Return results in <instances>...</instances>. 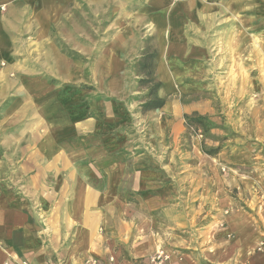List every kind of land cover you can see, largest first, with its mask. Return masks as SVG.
Instances as JSON below:
<instances>
[{
  "label": "crops",
  "instance_id": "crops-1",
  "mask_svg": "<svg viewBox=\"0 0 264 264\" xmlns=\"http://www.w3.org/2000/svg\"><path fill=\"white\" fill-rule=\"evenodd\" d=\"M36 1L0 0V96L33 102L31 111L17 105L9 115L31 113L28 132L0 140V264H86L91 258L144 264L156 251L169 253L165 264H264V238L242 207L228 204L214 220L173 225L151 215L183 210L167 203L166 188L159 195L141 193L162 186L169 136L182 141L185 115L202 111L199 96H186L202 69L189 63L190 51L180 43L160 50L162 101L147 108L128 84L124 48L99 50L94 61L82 46L74 51L84 60L61 49L53 57L50 34L36 15L26 17L30 32L12 33L10 19L17 13L9 7ZM13 35L33 43L20 44ZM59 96L63 110H49ZM54 112L63 119L51 125L45 119ZM157 148L159 157L151 155ZM148 156L159 173L152 167L121 172ZM135 214L147 219L140 222Z\"/></svg>",
  "mask_w": 264,
  "mask_h": 264
},
{
  "label": "rangeland",
  "instance_id": "rangeland-1",
  "mask_svg": "<svg viewBox=\"0 0 264 264\" xmlns=\"http://www.w3.org/2000/svg\"><path fill=\"white\" fill-rule=\"evenodd\" d=\"M9 8L17 13L10 19L16 35L33 28L27 16H40L56 49L53 57L60 56L61 49L84 60L83 54L74 51L82 46L94 61L99 50L114 45L124 48L125 54L120 51L128 60V84L135 85L134 95L145 99L147 108L162 101L157 73L160 50L174 43L187 48L189 63L202 69L196 89L186 96H199L202 111L185 115L182 141L169 136L167 152H162L166 155L162 186L141 193L159 195L166 188L167 203L182 205L180 212L151 214L152 220L173 225L206 223L232 204L242 207L264 238V0H37L16 10ZM28 38L15 40L32 44ZM24 98L0 96V140L6 134L15 138L29 130L32 117L27 116L31 113L9 116L17 105L31 111L33 102L29 96ZM53 104L49 110H63V96ZM60 119L62 115L54 112L45 120L52 125ZM40 122L43 124L42 119ZM159 153L157 148L151 155ZM147 162H153L149 156L146 161L121 166V172L131 175L151 167L155 171V165ZM110 215L111 220H120L119 214ZM135 216L140 222L147 219L143 214Z\"/></svg>",
  "mask_w": 264,
  "mask_h": 264
},
{
  "label": "built area",
  "instance_id": "built-area-1",
  "mask_svg": "<svg viewBox=\"0 0 264 264\" xmlns=\"http://www.w3.org/2000/svg\"><path fill=\"white\" fill-rule=\"evenodd\" d=\"M169 259L170 256L167 252L157 251L153 256L151 255L148 262L144 264H165ZM110 261L114 263V257H110ZM86 264H100V262L95 258H91L86 261Z\"/></svg>",
  "mask_w": 264,
  "mask_h": 264
}]
</instances>
